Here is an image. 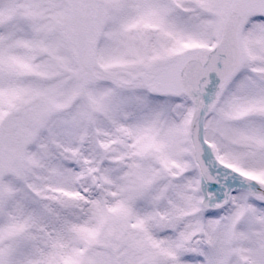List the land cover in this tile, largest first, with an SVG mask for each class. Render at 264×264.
Returning a JSON list of instances; mask_svg holds the SVG:
<instances>
[{
	"label": "snow or ice",
	"instance_id": "1",
	"mask_svg": "<svg viewBox=\"0 0 264 264\" xmlns=\"http://www.w3.org/2000/svg\"><path fill=\"white\" fill-rule=\"evenodd\" d=\"M0 264H264V0H0Z\"/></svg>",
	"mask_w": 264,
	"mask_h": 264
}]
</instances>
